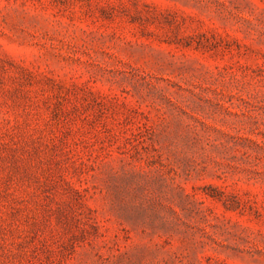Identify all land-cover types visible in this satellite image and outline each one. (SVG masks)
Listing matches in <instances>:
<instances>
[{"label":"rangeland","instance_id":"374dc122","mask_svg":"<svg viewBox=\"0 0 264 264\" xmlns=\"http://www.w3.org/2000/svg\"><path fill=\"white\" fill-rule=\"evenodd\" d=\"M0 264H264V0H0Z\"/></svg>","mask_w":264,"mask_h":264}]
</instances>
